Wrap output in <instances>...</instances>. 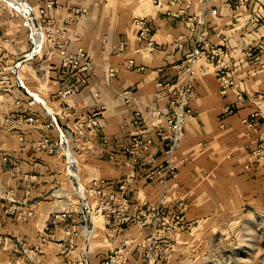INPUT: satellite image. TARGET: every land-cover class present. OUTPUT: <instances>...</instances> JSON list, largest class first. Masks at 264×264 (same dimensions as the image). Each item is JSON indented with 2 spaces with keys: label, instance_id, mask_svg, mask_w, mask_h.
I'll list each match as a JSON object with an SVG mask.
<instances>
[{
  "label": "crops",
  "instance_id": "crops-1",
  "mask_svg": "<svg viewBox=\"0 0 264 264\" xmlns=\"http://www.w3.org/2000/svg\"><path fill=\"white\" fill-rule=\"evenodd\" d=\"M26 1L46 38L41 52L19 66L18 75L26 89L17 85L14 75L10 84L0 86V123L6 116H42L34 127H25L23 140L16 126L1 134L8 137L14 201L24 204L22 212L30 219L44 220L54 211L64 210L77 217L82 205L74 190L75 179L84 187L88 202L93 203V189H101L104 196L117 195V184L125 172L124 147L131 133L156 122L147 111L154 99L155 82L173 79L172 65L190 47L183 17L200 14L204 4L202 0H189L188 6L187 0H159L160 5L155 0H55L56 6L42 14L39 9L44 0ZM210 7L217 11L207 13L205 34L209 45L220 46L224 55L218 62L200 59L195 66L196 96L191 105L196 115L184 126L174 157L176 172L162 189L158 183L146 181L141 167L128 188L132 220L127 229L106 224L104 219L97 223L96 235L101 234L103 242L96 249L89 245L91 264H100L102 254L132 237V228L139 225L142 237L151 230L149 215L140 212L143 203L155 205L161 200L166 212L177 211L188 222L243 211L246 206L264 212V164L253 155L257 141H264V95L257 97L264 91V0H249L239 9L230 0H211ZM179 9L185 12L180 17L170 14ZM133 15L146 18L152 26L153 49L143 47L130 21ZM253 16L258 20L253 21ZM121 43L123 49H119ZM0 45L11 62L30 49L23 18L2 0ZM61 48L69 54L83 48L91 55L94 71L83 73L84 83L79 72L63 71ZM136 48H141L139 53ZM130 58L132 67L127 66ZM109 68L114 69L113 76L108 75ZM221 74L228 82L225 93L220 91ZM68 85L76 90L60 97L59 90ZM101 105L100 128L93 135L79 121ZM136 112L140 122L132 125ZM49 113L70 135L75 178L59 149L58 130L53 125L45 127ZM244 119L256 122V127L247 128ZM154 146L151 153L161 157V142ZM24 185L27 194L20 190ZM68 227H54L47 235H59L63 246L68 241L78 245L80 239L70 232L77 227ZM54 264L65 263L58 259Z\"/></svg>",
  "mask_w": 264,
  "mask_h": 264
},
{
  "label": "built area",
  "instance_id": "built-area-1",
  "mask_svg": "<svg viewBox=\"0 0 264 264\" xmlns=\"http://www.w3.org/2000/svg\"><path fill=\"white\" fill-rule=\"evenodd\" d=\"M203 9L200 14H187L183 17V23L187 29V39L190 41L189 49L184 53L182 58L172 65L175 73L173 79L165 80L158 79L155 82L154 99L147 106V111L152 118L156 119L155 123L150 127L135 131L131 133L128 144L124 147L126 154L123 164L125 172L121 180L117 184V195L114 197L104 196L101 189H93L94 200L88 202L85 194V189L75 179L74 190L78 193L81 200L82 211L88 214H100L106 224H116L120 228H127L128 223L132 220L133 216L129 213L130 201L128 196V188L137 179L141 167L144 168V176L148 182H156L164 189L169 178L176 172V165L174 163L175 152L180 144L184 135V126L188 119L196 115L195 109L192 107L191 102L196 96L194 88V80L196 79L195 66L200 59H208L216 61L224 55V49L220 46L212 47L209 45L205 34V17L207 13H216V9L210 7L211 0H202ZM249 0H230L235 9L243 7ZM3 5H7L16 11L22 18L23 24L28 32V40L30 49L23 53L19 60H17L8 69H5V75L1 77L0 86L8 85L12 81V75L15 76L17 85L25 88L22 79L18 75V70L21 62L24 59L32 58L39 54L45 42V33L43 25L38 22L33 7L26 0H2ZM156 5H160L159 0L154 1ZM189 0L186 1L188 6ZM56 6L55 0H44V5L39 9V12L44 14L47 10ZM80 8L77 12H80ZM183 9H179L170 14L174 17H180L184 14ZM253 21L258 20V17L253 16ZM131 24L137 29L138 37L143 41L144 48H154V40L152 38V26L144 17L133 15L130 19ZM119 49H123V43L119 45ZM141 48H136L135 53H139ZM61 56V66L64 72L68 70H75L80 73V82L84 83L86 77L84 72H93L94 65L92 57L89 53L84 51L83 48H78L74 53L69 54L66 49L59 50ZM127 66H134V60L129 59ZM8 70V71H7ZM219 71L222 69H218ZM108 75H114V69H108ZM221 93L226 92L228 86L224 74L220 76ZM26 89V88H25ZM76 90L74 85H68L59 90V95L62 98L67 97ZM264 95V91L259 93L257 97ZM35 97V96H34ZM240 99L241 95L238 96ZM164 99V103L162 100ZM104 106L95 109L91 114L79 121V126L87 128L93 135L98 134L100 128V117ZM229 110L228 107L225 109ZM47 111V110H46ZM41 114L29 113L27 115L6 116L4 122H8L12 127H18L19 139H24L25 127H34L40 122ZM50 119L45 123V127L53 125L58 130V146L64 153L67 159V165L70 168L72 177H76L73 168L76 165V159L69 151V133L66 129L59 128L56 117L50 114ZM140 114L135 113L130 123L137 125L140 121ZM245 126L249 129L256 127V122L251 119L243 120ZM47 138L42 140L43 143L47 142ZM156 142L162 144V156L157 157L151 153L155 147ZM52 149V148H51ZM254 160L264 164V141L259 140L253 149ZM140 212L149 215V222L151 226V234L159 233L161 228L176 230L183 224L189 223L181 218L180 213L177 211L166 212L165 207L161 200L155 205H147L146 203L140 207ZM69 212L64 210L52 215L51 222L57 223L64 220L69 216ZM84 215V214H83ZM165 224H168L164 227ZM153 238V236H152ZM128 242V240H125ZM110 253L106 257L105 264H124V241L122 244L111 248ZM87 264V263H85Z\"/></svg>",
  "mask_w": 264,
  "mask_h": 264
},
{
  "label": "rangeland",
  "instance_id": "rangeland-1",
  "mask_svg": "<svg viewBox=\"0 0 264 264\" xmlns=\"http://www.w3.org/2000/svg\"><path fill=\"white\" fill-rule=\"evenodd\" d=\"M19 59L11 62L0 50V80L5 69ZM10 126L4 120L0 123V264H54L58 259L65 264H91L89 245L96 249L95 245L103 242L101 234V238L96 235L98 225L94 223L104 219L100 214L90 215L83 210L73 217L68 211L67 218L53 223L52 215L61 211H54L44 220H34L22 212L24 204L14 201L8 137L1 135ZM20 190L29 193L25 185ZM65 225L77 227L70 232L80 239L78 245L68 241L63 246L59 235H47L52 228ZM138 226L132 228V237L124 238V264H264V212L248 206L243 211L213 214L176 230L161 228L154 235L150 230L142 237ZM109 251L102 254L100 264H105Z\"/></svg>",
  "mask_w": 264,
  "mask_h": 264
},
{
  "label": "bare ground",
  "instance_id": "bare-ground-1",
  "mask_svg": "<svg viewBox=\"0 0 264 264\" xmlns=\"http://www.w3.org/2000/svg\"><path fill=\"white\" fill-rule=\"evenodd\" d=\"M94 223H95V226L97 227V222L96 221H94ZM94 228V231H95V227H93ZM91 231H92V229H90Z\"/></svg>",
  "mask_w": 264,
  "mask_h": 264
}]
</instances>
